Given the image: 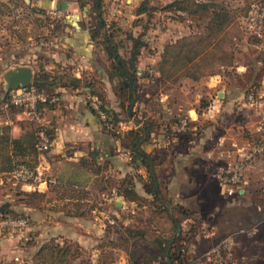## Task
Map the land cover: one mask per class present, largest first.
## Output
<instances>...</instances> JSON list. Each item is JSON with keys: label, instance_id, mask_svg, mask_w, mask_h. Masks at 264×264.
Returning a JSON list of instances; mask_svg holds the SVG:
<instances>
[{"label": "crops", "instance_id": "obj_1", "mask_svg": "<svg viewBox=\"0 0 264 264\" xmlns=\"http://www.w3.org/2000/svg\"><path fill=\"white\" fill-rule=\"evenodd\" d=\"M114 1L116 11L120 10L117 0ZM122 1L127 3L125 7H131V0ZM195 1L206 4L204 19L199 12L187 20L166 21L157 32L155 28L142 32L146 46L137 56L136 75L137 83L145 86V104L137 101L132 110L140 111L145 119L147 130L141 148L152 160L161 199L152 202V196L145 193V210L150 214L151 208L158 206L157 210L163 212L160 220L172 226L171 220H175L176 232H206L201 235L204 238L201 242H207L208 235L220 228L225 233L231 231L234 264H264V157L254 158L246 165L236 194H225L214 178L218 165L233 161L230 144L241 143L255 135L258 111L245 102L244 94L264 70V36H249L241 21L235 24L233 17L237 15L233 13L238 12L235 6H217L216 0ZM38 2L42 9L56 7L64 11L62 21L48 24L54 38L44 44L39 54H29L32 62H40L43 70L58 78L59 83L53 89L57 100L41 107L39 119L27 123L28 126L16 110L0 122L8 127L12 138L32 133L39 126L51 131L49 147L36 156L34 178L18 186L23 191L43 193L44 200L39 208L22 209L28 211L24 213L32 228L35 227L31 237L42 242L57 236L80 246L81 239L89 237L90 232L86 230L92 221L102 216L107 221L109 209L118 212L133 203L116 193V182L134 174L145 178L146 182L147 172L142 166L133 168L128 152L119 148L117 141L102 128L92 106L93 102L102 103L116 114L119 130H124L122 125L131 121L118 108L112 91L115 82L106 77L109 61L99 36L91 38L95 24L84 17L88 6L80 10L74 0ZM105 9L109 14V8ZM219 10L227 14V20H209L212 13ZM186 11L176 10L181 14ZM66 13L71 14L65 16ZM116 25L125 32L134 27L123 21ZM150 31L156 37H150ZM203 35H207L205 52L210 70L201 77L189 70L192 67L196 70L203 54L193 51ZM152 44L155 45L152 51H145ZM191 50L195 52L193 57ZM19 64L29 65L34 71L31 63ZM137 92L144 97L143 89L138 88ZM214 95L221 98V108L213 119L204 120L197 107L202 100L206 103ZM183 115L189 117L190 125L184 133H178L175 123ZM64 190L66 193L78 190L82 196L62 195ZM135 191L142 194L139 183H135ZM75 203L80 204L82 210L92 209L75 217L52 208ZM95 205L103 207L98 206V217L93 211ZM235 227L237 230L233 232ZM190 235L188 251L199 253V235ZM94 236L102 235L94 229ZM183 236L185 233L181 234ZM38 244L28 248L33 247V250ZM203 259L204 262L195 264H209L208 257Z\"/></svg>", "mask_w": 264, "mask_h": 264}, {"label": "rangeland", "instance_id": "obj_2", "mask_svg": "<svg viewBox=\"0 0 264 264\" xmlns=\"http://www.w3.org/2000/svg\"><path fill=\"white\" fill-rule=\"evenodd\" d=\"M38 1L39 0H0V95L2 94L4 87L1 78L2 72L14 64L23 65L19 63H31V65L36 67V64L40 62H32L34 60L31 61L32 57L29 56L30 52L39 54L44 44L52 39L53 31L50 28H47L48 23H56L57 21L60 22L64 19L63 17H60L57 18V20H53L45 9L40 7ZM250 1L251 0H216L217 3L215 4L217 6H220V4H226L230 8L235 6L233 8H235L236 11L238 10V12L233 13V16L237 15L233 18L235 24H237L238 21L239 23L241 21L240 18L238 20V16H242V8ZM117 2L120 9L118 11H116L115 7L117 4L115 5L116 2L114 0H103V5L104 8H109L108 10H110V13L108 14L107 11L105 16L108 22L111 21L116 27V24H118L119 21L134 26L131 31L125 32L117 28V31L114 30L113 32L115 40L120 41L119 52L123 56H127V52L131 45V42L125 37L127 32L132 36H136L141 32H146L147 28H155L154 32H157L159 29L161 30L162 25L166 21L176 19L187 20L189 17L187 13L181 14L172 10H163L162 7L168 4V0L147 1V6L152 9L146 13V15L133 14L135 7L141 2V0L135 2L132 1L131 7H125L127 3L122 0H117ZM193 8L194 7L191 4L185 5V10L187 11H191ZM64 9L67 10L65 7ZM69 14L71 13H66L65 16H68ZM89 15L90 14L88 13H84V17H87L88 21L94 22L92 16ZM241 26L243 27L242 22ZM154 32L150 31L148 35L150 37H156ZM209 33L211 34V32ZM206 36H201L198 44L193 46V51H198L197 53L202 52L203 54L199 57L196 70L193 67L189 70V73L199 74L201 77H204L210 70L207 66L209 61L205 52ZM149 46L150 48L146 47L145 51H152L151 47L155 45L152 44ZM36 54L35 56H37ZM137 87L144 90V97L138 93V101L144 102L145 104V86L142 87V85L140 86L137 83ZM204 104L205 101L202 100L197 109ZM14 110L15 109L13 108L4 107L2 102H0V120L5 116H8V114H13ZM20 116L23 119L22 122H26L25 125L27 123H33L32 120H27L21 114ZM2 125L3 124L0 122V126ZM30 126L31 129H33V124ZM21 183L23 182L15 177L13 171L8 174H0V206L8 204V208L11 210H9L10 212L8 214L10 217L14 215L20 217L19 212L23 211V206L19 205V195L16 193L17 188ZM143 198H145V194H139V197L133 201V203L125 205L118 212H113V210L111 211L109 209V216L106 218L109 221H104V216H97L99 205H95L93 211L98 217V221L95 220V224L92 221L91 225L87 226L86 231L90 232L88 233L89 237L83 240L80 238L81 252L75 260V263L81 261L80 264H111L119 261L120 264H163L165 261L162 256V251L159 249L166 246L168 243L171 246V250H176V248L179 249V253L183 258L182 264L204 262L203 258L205 257H208L209 264H218L217 258L214 257L211 249L214 248L216 244L226 239L228 241L227 248H219V253L222 255L223 260H225V264L235 263L232 250L234 240L233 236L230 235L231 231L225 233L220 231L222 230L220 228L216 233L212 232V234L208 235L209 238L207 242H201V240H204L201 235L206 232H176L177 227H174L171 224L169 225L168 223L164 224V222L160 220L163 212L161 213L157 210L156 207L158 206L151 208V212L148 214L145 210L147 203H145L146 201L143 200ZM99 207L103 208L102 206ZM104 215H106V213ZM1 218L4 217H0V219ZM25 219H27V226L25 228H4L0 232V263L8 262L11 264H22L24 262L27 264L35 250H32L33 247L28 248V246L41 243L38 239L36 240L31 237L30 234L35 227L32 228L30 225L28 216ZM94 225L99 226L96 228ZM94 229H98L103 237L94 238ZM197 229L199 230V227ZM235 230H237L236 227L232 231L234 232ZM182 233H185V236L181 237ZM192 233L199 235L198 242L200 243V252L196 254L194 253L195 255L189 253L188 248L190 245L187 244L188 238ZM194 239L197 240L196 238ZM75 244L76 242L73 241V245ZM168 263L175 264L171 261Z\"/></svg>", "mask_w": 264, "mask_h": 264}, {"label": "trees", "instance_id": "obj_3", "mask_svg": "<svg viewBox=\"0 0 264 264\" xmlns=\"http://www.w3.org/2000/svg\"><path fill=\"white\" fill-rule=\"evenodd\" d=\"M147 1L149 0H141V2L135 7V15H146V13L152 9L147 6ZM74 2L80 10H83V7L85 6H88V14H90L94 19L95 29L92 31L93 33L91 38L99 36L103 53L107 61H109V71L107 72L106 77L109 81L115 82L114 85H112L113 94L118 100V108L120 112L126 117V119H131V127L125 130H119L117 123L119 121L118 116L107 109L102 103H97V106L98 109L105 114L106 120H99V122L102 128L117 141L118 147L125 149L128 152L129 162L133 168L136 169L138 166H142L147 172L146 182L145 178L141 179V176L136 174L132 176H125L118 180L115 185L116 193L128 201H135L139 197V194L135 191V183H139L142 195L145 193L151 195L152 202L161 200L156 185V178L152 169V160L141 148V145L145 141V132L147 130L145 119L140 111L136 109L132 110V106L138 101L139 96L137 92L136 63L140 50L145 46L142 40V32L138 33L136 36H132L127 32L125 37H127V40L131 42V45L129 47V51L127 52V56H123L119 52L120 41L115 40L113 35L114 30L118 27H116L111 21L108 22L105 18L106 9L104 8L103 0H74ZM186 4H191L194 7L191 11H186L189 16L198 15L199 12H202L201 18L205 17L206 4L195 0H173L163 6L162 9L168 11L172 10L174 12L176 10H185ZM246 7L247 5L242 8L241 15L245 13ZM209 20L224 22L227 20V14L225 12H220V10L218 12L215 11L212 13ZM184 53L186 54V52ZM194 53L195 52L191 53V57H193ZM186 57L185 60L187 61L188 58ZM171 64H173V62ZM159 69L160 67L157 65V70L159 71ZM259 76L251 85L256 84ZM57 79V77L49 75L45 70H43L40 64H37L36 67H34L31 85L37 90L53 93L54 87L59 83V80ZM8 107L13 108L10 106ZM15 110L18 111V109ZM179 118H181V116ZM179 118L175 123V127ZM41 127L48 139L51 141V131L45 126ZM46 150H39L37 148L35 131L32 133L27 132L18 138H12L9 134L8 127L6 125L0 126V174L11 173L19 166H24L29 170H34L37 154ZM16 193L19 195V205L25 208H39L41 202L44 200L43 193L37 191H23L17 188ZM62 195L82 196L79 194L78 190H74L73 192L68 191L67 193L66 190H64ZM143 200H145V198H143ZM163 202L164 200L161 201V203ZM153 207H156V205ZM52 208L55 211H65L70 216L75 217L83 216L85 213H89L90 209H92L91 207H85L82 210V206L77 203L72 205H53ZM9 210L8 204L0 206V217H10L8 214L11 210ZM19 214L20 217L27 218L24 211H20ZM11 217L17 216L14 215ZM171 222L173 226L176 225L175 220H171ZM170 247L171 246L167 243L166 246L159 249L162 251V256L165 261L163 264H169V261L175 264H182L183 258L179 253V249L176 248V250H171ZM80 252V246L77 244L73 245V241L52 236L36 246L27 264H80L81 261L75 263V260L78 258ZM0 264L11 263L3 262ZM22 264L26 263L23 262Z\"/></svg>", "mask_w": 264, "mask_h": 264}, {"label": "built area", "instance_id": "obj_4", "mask_svg": "<svg viewBox=\"0 0 264 264\" xmlns=\"http://www.w3.org/2000/svg\"><path fill=\"white\" fill-rule=\"evenodd\" d=\"M131 1L135 2L138 0ZM45 11L53 20L64 16L62 9L50 8ZM241 22L247 35L256 38L264 36V0H251L247 4L245 13L241 16ZM148 71L153 73L151 69ZM56 100L57 98L54 93L37 90L30 84L9 90L2 104L4 107L10 106L18 109L20 114L27 120L36 121L39 119L40 108L54 104ZM244 100L258 111L259 119L255 124V135L241 143L230 144L233 148V161L218 165L214 172V178L224 188L225 194L229 196L237 193L246 165L254 158L264 157V70L260 74L256 84H250L247 87ZM92 106L99 120L105 121L106 116L98 109L97 103L93 102ZM220 108L221 98L214 95L199 108L198 113L204 120H211L218 114ZM189 125V117L183 115L179 118L175 129L179 133H184ZM130 127L131 121H127L122 125V129L124 130ZM35 136L37 138V148L39 150H46L50 145V140L41 126L35 130ZM13 174L22 182H30L35 176V171L29 170L24 166H19L13 171ZM107 221L109 220L107 219ZM26 226L27 220L22 217H4L0 219V232L4 228L22 229ZM227 244L228 241L226 239L211 249L212 254L217 258L218 264H225V260H223L222 255L219 253V248L226 249Z\"/></svg>", "mask_w": 264, "mask_h": 264}, {"label": "water", "instance_id": "obj_5", "mask_svg": "<svg viewBox=\"0 0 264 264\" xmlns=\"http://www.w3.org/2000/svg\"><path fill=\"white\" fill-rule=\"evenodd\" d=\"M32 75L33 70L29 65L14 64L6 68L1 74L4 87L0 95V102L4 101L9 90L30 85Z\"/></svg>", "mask_w": 264, "mask_h": 264}]
</instances>
